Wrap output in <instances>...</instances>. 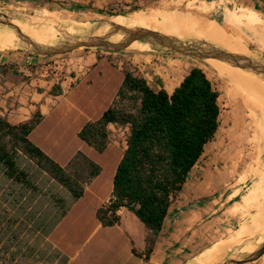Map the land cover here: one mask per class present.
I'll return each instance as SVG.
<instances>
[{"label": "crops", "instance_id": "0c3cea01", "mask_svg": "<svg viewBox=\"0 0 264 264\" xmlns=\"http://www.w3.org/2000/svg\"><path fill=\"white\" fill-rule=\"evenodd\" d=\"M108 1L129 9L132 4L149 7L162 1L172 4L181 0ZM184 1L222 10L226 23L245 34L251 33L247 37L264 50V0ZM207 23L218 25L213 21ZM222 34L225 35L223 29ZM235 41L242 45L240 40ZM127 54L131 53L85 51L75 54L72 65L65 68L56 65L57 61L54 66L45 64L46 59L55 57H30L0 49V117L19 124L39 112L43 119L30 134V140L38 148L62 167L81 152L102 168L64 216L53 197L71 201L70 193L47 172H39L40 180L44 178V189L38 182L36 185L42 193L27 189L24 200L38 196V200L44 198V206L38 207L37 200L30 202L24 210V219L19 217L16 227L10 226L8 231L0 228V247L7 249V256L0 264H187L193 259V250L205 246L207 236L219 232L223 229L221 225L232 220L234 215L232 211L226 214V205L247 185L237 182L229 193L213 197L223 188L225 177L218 179L211 174L209 166L198 165L170 208L157 237L126 208L118 211L120 223L117 225L104 227L98 220L97 210L112 199L114 176L127 147L129 127L109 126L111 142L104 153L80 139L81 129L88 122L100 119L114 103L124 83L126 71L122 64L127 60L138 71L129 72L147 80L151 88L165 89L170 94L189 73L169 89L168 81L181 68L173 58L160 53ZM114 58L121 62L116 63ZM159 80L166 85L154 86ZM121 135L126 137L120 142ZM3 174L4 179L13 181L4 170ZM257 188L254 185L242 198L245 207L260 202L261 194L254 193ZM148 239H153L154 245L146 257Z\"/></svg>", "mask_w": 264, "mask_h": 264}, {"label": "trees", "instance_id": "16d2710c", "mask_svg": "<svg viewBox=\"0 0 264 264\" xmlns=\"http://www.w3.org/2000/svg\"><path fill=\"white\" fill-rule=\"evenodd\" d=\"M220 100V92L199 67L192 68L171 94L165 89L157 91L144 78L125 72L114 103L79 133L82 141L104 153L111 142L109 126L129 127L127 147L114 176L112 199L97 210L104 227L119 224L118 211L126 208L158 236L192 170L220 132ZM42 119L39 112L19 124L0 117V166L16 183L42 193L30 174L21 169L22 157L33 161L36 172H47L70 193L71 201L53 197L64 216L102 168L81 152L66 167L51 159L30 140ZM148 243L146 257L152 252L154 240L148 239Z\"/></svg>", "mask_w": 264, "mask_h": 264}, {"label": "rangeland", "instance_id": "374dc122", "mask_svg": "<svg viewBox=\"0 0 264 264\" xmlns=\"http://www.w3.org/2000/svg\"><path fill=\"white\" fill-rule=\"evenodd\" d=\"M75 6H82L84 8L73 9ZM0 10H17L54 18L56 20L77 23H83L86 19H92L96 24L105 19H112L120 15H129L134 11L140 10H149L150 13L155 15V22H158V24L166 19L168 20L178 17L180 14H192L203 18L204 22H216L218 25L212 23H209V25L221 34L223 29L226 35L222 34L223 38L239 52L254 57H264V50H261L258 47L259 44L254 43V40L247 37L252 36L251 33L246 32V35L239 31L240 29L237 30L236 28L231 27L226 23L224 12L222 10H219L218 8L211 9L206 4H200L199 2H186L181 0L170 4L167 1H162L149 7L132 4L131 8L125 9L124 7L117 6L115 3H111L108 0H0ZM64 23L68 24L66 22ZM195 25L198 26L197 24ZM69 26L73 29H77L75 26ZM235 40H240L242 45ZM131 47L132 49L122 52L131 54L152 53L138 49L133 45ZM0 49L7 51V48L1 43ZM85 51L87 50H79L67 55L55 56V58L48 57L53 59H46L47 62L45 64H52L54 66V61H57L56 65H61L62 67L67 68L72 65L71 59L75 54ZM165 55L173 58V60H175L181 67L178 69L175 78L168 81L167 86L169 89L175 87L180 82L183 75L192 68L199 67L207 74L215 88L220 92V106L222 113L221 129L215 140L206 148L205 156L198 164L200 168L209 166L211 174L218 179L222 176L225 177L223 188L218 190L213 197H218L226 191L229 193V191L233 189V184L237 182H242L247 185L237 198L226 205V214L232 211L234 215L232 220L229 223L225 222V224L221 225L223 229L219 232L215 231L210 236H207L209 238L206 240L204 247L198 250H193V261L188 264H198L202 262H193H196L195 260L199 257L207 256L202 253L208 251V254L212 247H217L227 240L231 241V238L239 231L250 227L255 220L254 218L256 214V219H258L264 212V111H262L261 114H255V116L240 98L234 100L229 97L227 91H225L226 84L223 78H221L215 68L208 61L174 54ZM114 59L116 63L121 62L118 58ZM127 61L128 62L122 64L124 70L128 72L133 69V73L136 74L138 71H135L134 65L130 63V60ZM153 85L158 86L166 84L156 81ZM262 118L263 121H261ZM233 128L235 131L237 130V132L242 133L243 138H247L241 144H237V142L234 141L236 137L231 133ZM125 137L126 135H121L118 139L121 142ZM21 169L27 171L34 182H38L39 186L44 189V178L40 180L42 174L36 172L35 163L33 161L28 158H22ZM3 175V169L0 166V228H5L8 231L10 226L16 227L19 217L24 219V210L28 207L30 202L37 200L38 207H41L44 206V198L38 200V196H32L28 198V200H24L28 192L27 188L13 181L9 182V180L3 178ZM254 185L258 187V190L256 189L254 193L261 194L260 202L254 204L253 207L247 208L242 204V198L252 191ZM263 218L264 216L261 217V219ZM21 227H24V225ZM218 227L220 228V225ZM262 234H264V231L258 235L250 237L249 239L256 238ZM246 241L247 240L245 239L237 246L242 245ZM234 248L235 247L231 250ZM6 256L7 249L0 247V260L4 259ZM251 264H264V256Z\"/></svg>", "mask_w": 264, "mask_h": 264}, {"label": "water", "instance_id": "95a60500", "mask_svg": "<svg viewBox=\"0 0 264 264\" xmlns=\"http://www.w3.org/2000/svg\"><path fill=\"white\" fill-rule=\"evenodd\" d=\"M20 25L34 29L48 27L58 33L55 39L39 42L27 35ZM102 25H108V28L102 29ZM2 30L12 32L17 42L15 48L6 50H18L30 57H55L78 50L119 53L132 49L134 43H139L145 47V51L194 57L204 61L219 60L264 79V57L233 52L220 44L199 38L170 35L160 30L106 23L73 29L54 18L17 10H0V31ZM263 256L264 234L247 240L220 261L211 264H251Z\"/></svg>", "mask_w": 264, "mask_h": 264}, {"label": "bare ground", "instance_id": "6f19581e", "mask_svg": "<svg viewBox=\"0 0 264 264\" xmlns=\"http://www.w3.org/2000/svg\"><path fill=\"white\" fill-rule=\"evenodd\" d=\"M155 19V15L150 13L149 10H140L134 11L129 15H120L112 19H105L99 23H106L109 25L118 24L123 26H138L147 29L160 30L166 34L175 36H192L208 42L220 44L230 51L241 53L238 50L234 49L232 45L223 38L221 33H219L211 25H209L207 22H204L197 16L190 14H180L178 15V17H174L173 19L168 20L166 19L159 24L158 22H155ZM59 21L66 22L69 25L75 26L77 28H90L98 25L92 19H86L83 23L69 22L65 20ZM20 27L27 35L39 42H47L49 40L55 39L58 33L55 29H51L48 27H41L39 29H34L23 25H20ZM107 28L108 25L102 27V29ZM0 43L3 44L7 49L15 48L17 44L13 33L7 30L0 31ZM133 46L141 50H144L145 48L139 43H134ZM207 61L215 68L221 78H223L226 84L225 91H227L229 97L234 100L240 98L245 106L250 109V111L254 115L261 114V112L264 111V79H261L254 74L245 72L242 69L232 67L219 60L209 59ZM261 121H263V118L261 119ZM231 133L236 137L234 141H236L237 144H241L247 139L245 137L243 138L242 133L237 132V130L235 131L234 128L232 129ZM256 215L254 219H260L259 221L254 220L249 228L239 231L231 238V241L227 240L217 247H212L208 254V251L202 253L207 256L199 257L197 258V260H195L196 262L193 263L202 262L198 264H211L220 261L233 247H236L245 239L248 240L250 237L263 232L264 218L261 219V217L264 216V212L258 219H256Z\"/></svg>", "mask_w": 264, "mask_h": 264}]
</instances>
